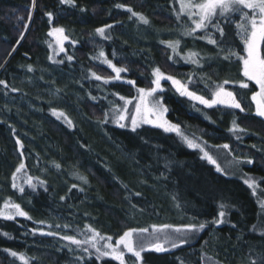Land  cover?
<instances>
[{
  "label": "trees",
  "instance_id": "1",
  "mask_svg": "<svg viewBox=\"0 0 264 264\" xmlns=\"http://www.w3.org/2000/svg\"><path fill=\"white\" fill-rule=\"evenodd\" d=\"M117 4L143 13L150 25L130 19L131 13L117 8ZM171 4L175 0H76V7H69L60 5L59 0H37L32 9L31 0H0V80L8 84L7 88L0 85V205L11 198L32 217L0 218V264H24L5 249L23 255L28 264L75 262L70 258L73 254L63 247L66 242L38 233L32 235L30 230L40 227L72 235L85 231L86 225L115 239L129 228L207 224L195 241L174 251L170 249L163 255L147 252L143 255L145 264H201L203 258H211L216 264H251L264 256V120L253 114L255 108L249 102L254 91L251 84L239 89V82L246 80L239 74L240 60L230 65L229 59L223 58L227 47L241 55L235 27L239 14L233 16L232 23L223 25L226 40L220 47L177 35L181 50L183 45L186 49L183 54L192 50L204 57L203 72L184 61H170L171 50L162 44L158 43L157 48L154 45L152 52L138 44L142 40L155 43L158 33H172L174 25L175 33L182 31L183 24L175 18ZM46 11L54 13L51 24L44 15ZM105 24L115 25L108 30L109 40L95 35V29ZM53 26L66 30L69 42L65 48L67 55L74 57L71 62L66 54L57 60L64 63L48 59L47 33ZM169 36L174 35L165 37ZM73 40L75 45L70 42ZM100 50L118 67L127 68L124 77L135 80L138 87L149 85L152 69L161 65L169 73L178 65L185 66L181 69L194 77L197 82L191 85L197 84L199 89H203L198 83L205 79L206 69L219 75L217 81L222 76V80H229L245 112L207 109L198 104L195 107L168 93L163 94L169 109L167 119L197 138L210 153H221V160H232L233 156L252 158L253 164L240 165L239 169L244 178L256 179L257 194L253 195L236 178L218 175L198 151L186 147L176 134L150 126L132 132L115 128L110 122L101 123L104 113L111 109L109 101H118L111 93L131 98L135 89L127 83L102 85L87 79L90 71L101 69L93 62ZM217 81L206 84L211 86ZM89 93L96 99H91ZM53 108L63 111L74 127L57 120L51 113ZM233 119L245 129L239 140L229 132ZM17 138L24 144L23 156L15 143ZM225 143L231 146V153L217 149V145ZM21 162L26 165L27 176L46 181L47 191L27 188L21 194L12 189L11 176ZM81 176L87 178V184L79 179ZM73 184L77 187L72 188ZM221 204L227 206L225 223L214 225L211 221ZM39 221L45 223L41 225ZM56 224L70 227L57 229ZM86 264L118 263L93 257Z\"/></svg>",
  "mask_w": 264,
  "mask_h": 264
},
{
  "label": "snow or ice",
  "instance_id": "2",
  "mask_svg": "<svg viewBox=\"0 0 264 264\" xmlns=\"http://www.w3.org/2000/svg\"><path fill=\"white\" fill-rule=\"evenodd\" d=\"M176 2L179 4V10H174L176 19L181 21L182 18L186 17L189 22L182 25V31H180L179 35L181 37H192L194 39L205 40L207 44L217 47H220L226 40V33L223 25L232 23L233 16L239 14L240 21L235 24V27L238 30L237 34L242 39L244 45L243 51L245 54L239 55L229 51V54L225 55L223 58L228 60L232 56H236L240 60L242 64V76L246 78V80L240 81L239 87L247 89L249 87L248 82H254L258 88V91H254L251 95V100L255 103L254 114L260 118H264V50H262V46H264V0H176ZM59 4L76 7V0H59ZM36 6L37 0H31V8L35 9ZM116 7L123 8L131 13L129 18H135L139 24L145 26L150 25V20L143 13L136 12L131 7L123 4H117ZM80 10L82 12L86 11L84 8ZM44 15L51 24L54 19V13L52 11H46ZM31 18L32 12L30 10L28 13L29 23L31 22ZM19 19L23 20L24 18L19 17ZM27 26L28 25L25 24V27ZM114 26V24H105L102 27H98L95 29V35L104 40H109L111 36L108 30L112 29ZM197 33H202V35L197 36ZM216 34H218L219 38H217ZM47 35L53 37L55 40L56 48L53 49L55 55L65 53L66 59L71 62L74 57L72 55H67V50L65 48V42H69V36L66 34V30L63 27L53 26L50 28ZM22 38L23 36H21V39ZM70 42L73 45L76 43L74 40ZM159 43L164 45L166 49L171 50L172 55L168 56L170 61L178 56L185 63L192 64L199 68L203 67L201 60H203L204 57L201 56L199 52L189 50L183 55L180 53L181 39H162ZM52 47L53 45L49 44V48ZM221 50L223 51V49ZM113 55H115V53H113ZM48 59L53 63H64V60H55L53 55H50ZM94 59L106 65L115 75L105 77L98 75L95 71H90L88 78L101 82L103 85H108L113 82H124L132 86L137 93L131 98L120 95L119 93H111V95L116 96L119 101H123V104H116L109 101V103L112 104V108L110 112L104 113L105 119L101 123L107 124L109 119H111V122L118 127H128L132 132H136L142 125L147 124L160 128L165 133H175L187 147L190 149H199L202 153L201 159L214 165L217 172H223L216 158L197 141V138L185 134L181 130L179 124L172 123L166 119V113L169 109L164 103L161 94L165 91L162 81H167L171 83L172 88L175 89V92L178 93L179 96L185 97L189 101L197 102L199 105L204 106V108L212 109L219 106L226 109L239 110V112L243 113L245 112V108L237 98L236 93L225 87L231 83L229 80L225 79L222 83H214L211 86L205 84V88L208 89L210 93L209 96H205L198 94L197 91L189 87V84L194 83V77L190 76L188 81L185 82L175 76L166 74L159 66H156L151 71V86L147 88L138 87L135 80L126 79L121 75L122 73H126L128 69L118 67L108 58L103 50H100ZM28 71H33L31 65L28 66ZM0 85H3L5 88L8 87L7 82L4 80H0ZM11 91L16 92L18 89L12 88ZM89 96L93 100L96 99V97L91 96L90 93ZM105 99H107V97H105ZM51 113L57 119L63 118L69 128L74 127L72 120L69 119L63 111L53 108L51 109ZM206 119H210V117L206 116ZM12 131L13 134H15L14 128ZM229 132L239 140L241 139L239 134L244 133L245 129L241 128L237 121L233 119ZM15 143L18 146L20 155L23 156L24 144L19 138L16 139ZM216 147L228 153L232 151L231 146L227 143L217 145ZM253 163L254 160L250 157L233 156L230 161V164L234 167L244 164L251 165ZM55 167L59 168L60 165L56 164ZM25 168L26 165L23 162L15 168L11 176L12 189L23 194L25 192L24 185H27L32 191H36L38 187L44 188V190L47 191L46 181L27 176L26 174L21 175ZM34 179L36 180L35 183L33 182ZM79 179L85 184L88 183L86 177L81 176ZM18 181L22 182L18 183ZM243 182L249 189L253 190V195H255L256 189L259 187L256 179L246 176ZM76 187V184L72 185V188ZM80 191H83V189L81 188ZM135 195L139 196L140 193L137 192ZM60 199L64 200L65 197H61ZM226 207L225 204L220 205L221 210L218 212L217 217L211 221L212 224L220 225L225 223ZM261 207L264 208V203L261 204ZM17 217H23L28 220L32 219L19 203L13 202L11 198L5 199L3 204L0 205V218L4 220H16ZM38 223L43 225L45 222L39 221ZM206 226V223H191L180 227H173L167 224L152 225L151 231L149 228H129L115 239V243H113L112 236L103 235L90 225L85 226V231L72 235H62L60 232L52 230L45 231L40 227L31 229L30 234L36 235L38 233L41 236H50L66 242L63 247L68 248L70 252L81 253V255L75 257L78 264H86V259H92L93 257H95L97 261L103 258H109L118 262V264H127L126 257L129 256V254L131 258H134L135 264H143V253L148 251L163 253L169 251V246L174 249L187 244L195 234L204 230ZM47 227L48 229H52L53 225H47ZM69 227L70 225L68 224L55 225L57 229H68ZM233 227H236V225H233ZM261 234L264 235V229H262ZM2 235L7 236L8 234L2 233ZM137 235H139L140 239H136ZM5 251L11 256L18 257L21 261H24V264H28L23 255L9 249H5ZM251 264H264V256H262L259 261H251Z\"/></svg>",
  "mask_w": 264,
  "mask_h": 264
},
{
  "label": "rangeland",
  "instance_id": "3",
  "mask_svg": "<svg viewBox=\"0 0 264 264\" xmlns=\"http://www.w3.org/2000/svg\"><path fill=\"white\" fill-rule=\"evenodd\" d=\"M171 6H172V8H173V13H174V16H175V18H176V15H175V11H178L179 10V4L176 2V0H175V4H171ZM175 10V11H174ZM240 21V17H239V20H238V22ZM237 22V23H238ZM179 23H181V24H187V23H189L188 21H187V18L185 17V18H182V20L181 21H179ZM171 30H174V31H171L172 33H169V34H166V33H164V34H162V33H158L157 34V36H158V38H157V41H155V43H154V41L153 42H147V41H141V42H139L138 44H140L141 46H144V47H146V48H148L151 52L153 51V48H154V45H155V47L157 48L158 47V43H159V41L160 40H169V39H178L177 37L179 36V33H180V31H176V33H175V30H176V25H174V26H172V28H171ZM214 31V30H213ZM197 34H202V33H197ZM166 35H174V36H169V37H165ZM178 35V36H177ZM236 37H237V39L239 40L238 41V43H239V46H240V48H241V55H244L245 53H244V51H243V48H244V45H243V42H242V39H241V37L237 34L236 35ZM184 38V37H183ZM186 38H189V39H191L192 37H186ZM49 44H52L53 45V47L52 48H49V51H50V55H53L54 56V59L55 60H58V58L59 57H61L62 55H64L65 53H60L59 55H55V53H54V51H53V49H55L56 48V45H55V40H54V38L53 37H50V43ZM160 44V43H159ZM65 45H66V42H65ZM262 50H264V46H262ZM179 51H180V53L181 54H183V51H186V49L184 48V45H183V51L181 50V46H180V49H179ZM229 51H231V52H233V49H231V48H229V47H227V50H226V54L228 55V53H229ZM185 53H187V52H185ZM224 53H225V51H224ZM172 54V53H171ZM97 55V54H96ZM95 57V56H94ZM235 56H232L230 59H229V62H230V65L231 64H234V63H236V61H239V59L238 58H234ZM179 57L177 56V57H174V60H175V62L178 64V63H182V62H180V61H183V60H181V59H178ZM233 59H234V61H233ZM233 61V62H232ZM93 62L95 63V64H97L101 69L100 70H95V72L98 74V75H101V76H105V77H109V76H114L115 74L111 71V69H109V68H107V66L106 65H103V64H101L100 63V61L99 60H96V59H93ZM163 65H161L160 66V69H161V67H162ZM179 67H175V68H173V70L172 71H170V73L169 72H165V71H163L162 69V71L163 72H165L166 74H169V75H172V76H175L176 78H178V79H181L182 81H185V82H187L188 81V79H189V77L191 76L190 75V73L186 70V71H184L183 69H181V68H183V67H185V66H180V65H178ZM198 68V67H197ZM200 70L201 71H203L202 70V68H200ZM211 69H206L205 70V73H206V75L204 76V78L205 79H202L201 77V79H199V85H202V87H203V89H199L198 87H196L197 86V84H195L196 86H194V85H191V84H189V87L192 89V90H195V91H197L198 92V94H201V95H205V96H209L210 95V93H209V91H208V89H206V88H204L205 87V84L206 83H209V81H211V80H213V81H217L216 79H218L219 78V75L217 76L216 75V73L214 72V71H210ZM180 71H184V72H180ZM209 71H210V73H209ZM186 72H188V75H186ZM204 72V71H203ZM90 73V72H89ZM209 73V74H208ZM239 74H240V76L243 78V76H242V69L241 70H239ZM89 75L90 74H88V77H89ZM123 77L125 76V74L124 73H122L121 74ZM87 77V79H89V80H91V81H95V80H93V79H90V78H88ZM191 77H193V76H191ZM222 77H224V76H222ZM220 78L216 83H222L224 80H222L223 78ZM151 79H152V76L150 77V81H151ZM187 80V81H186ZM208 81V82H207ZM95 82H97V81H95ZM194 82H197V81H195V79H194ZM98 83H100V84H102L101 82H98ZM113 83H124V82H113ZM113 83H111V84H113ZM250 84H251V86L254 88V91H258V88H257V86L254 84V82H249ZM103 85V84H102ZM109 85V84H108ZM162 85H163V87H164V89H165V91L161 94L162 96H163V94L164 95H168V93H173V95L174 96H179V94L178 93H176L175 92V89L174 88H172V86H171V83L170 82H167V81H162ZM151 86V84H150V82H149V85H147V86H145V88H147V87H150ZM210 86V85H209ZM239 86V85H238ZM237 86V87H238ZM225 87H227L229 90H232V91H235V88H231V85L230 84H228V85H226ZM205 89V90H204ZM239 89H240V87H239ZM241 89H243V88H241ZM253 91V92H254ZM252 92V93H253ZM245 93H247V94H249L247 91H245ZM137 93H136V90H135V94H134V96L136 95ZM250 95V94H249ZM178 98V97H177ZM249 102H251V104L254 106V108H255V103L251 100V96H249ZM178 100H180V101H183V100H188L187 98H185V97H179L178 98ZM189 101V100H188ZM189 102H191V104L192 105H194L195 107H197V102H194V101H189ZM116 104H123V101H117L116 102ZM199 105V104H198ZM194 106H192V107H194ZM194 107V108H195ZM111 108H112V105H111ZM217 108H223V107H217ZM223 109H226V108H223ZM252 109H253V107H252ZM227 110H232V109H227ZM254 110V109H253ZM233 111V110H232ZM234 111H237V110H234ZM110 112V111H109ZM255 113V111H253V114ZM55 117V116H54ZM56 118V117H55ZM57 119V118H56ZM166 119H167V113H166ZM263 120H264V118H262ZM57 120H59V121H61L62 123H64L65 124V122H64V120H63V118H61V119H57ZM109 122H110V124L113 126V127H115V128H119V129H121V130H129V131H131L130 130V128H128V127H126V128H120V127H118L117 125H115L114 123H112L111 122V119H109ZM142 126H150V127H153V126H151V125H147V124H145V125H142ZM141 126V127H142ZM139 129V128H138ZM158 129H160V128H158ZM161 131H163L162 129H160ZM164 132V131H163ZM169 134H175V133H169ZM179 137V136H178ZM179 139H180V141L182 142V140H181V138L179 137ZM183 143V142H182ZM186 147H187V145L185 144V143H183ZM203 147H204V145H202ZM189 148V147H188ZM192 150H196V151H198L199 152V154H200V156H202V153L199 151V149H192ZM210 152V151H209ZM210 154H212L213 156H214V158H216V160H217V163L221 166V168L223 169V172H217L216 171V169H215V166L214 165H212V164H209L206 160H204L206 163H208L209 165H210V167L212 166V168H214V171L218 174V175H220V176H222V177H224V178H236V179H238V180H240L242 183H244L243 181H244V177L242 176V171L239 169V167L240 166H238V167H234V166H232L231 164H230V158H227V159H220V157H221V153H210ZM241 168V167H240ZM21 175H25V173L23 172ZM22 181H18V183H21ZM245 184V183H244ZM247 186V185H246ZM24 187H25V189H27L28 187H27V185H24ZM30 189V188H29ZM252 190V189H251ZM253 191V190H252ZM256 194H257V189H256ZM17 218H23V217H17ZM151 231V230H150ZM200 233V232H199ZM199 233H197V234H195L188 242H190V241H195V239L197 238V236L199 235ZM147 235V234H146ZM118 238V237H117ZM116 239V238H115ZM115 239H113V243H115ZM136 239H140V237H139V235H137L136 236ZM181 246H179V247H177V248H171L170 246H169V251H167V252H170V249H172V251H174V250H176V249H178V248H180ZM149 253H153V254H155V255H163V254H165V253H167V252H163V253H156V252H152V251H148ZM147 252H145V253H143L142 255H144V254H146ZM71 254H73V256L71 255L70 256V258L71 259H75V257L76 256H79V255H81V253L80 252H75V253H73V252H71ZM126 259H127V264H135V262H134V258H131L130 257V254H129V256H127L126 257ZM86 260H89V259H86ZM21 261V260H20ZM21 262H23L24 263V261H21ZM116 262V261H115ZM78 264V262L75 260V262H73V261H68V264ZM116 263H118V262H116ZM143 264H145L144 263V258H143ZM201 264H216L215 262H213L211 259H209V258H206V259H201Z\"/></svg>",
  "mask_w": 264,
  "mask_h": 264
}]
</instances>
